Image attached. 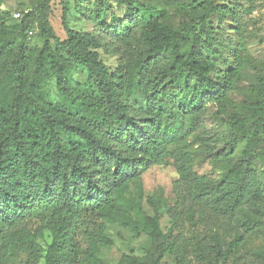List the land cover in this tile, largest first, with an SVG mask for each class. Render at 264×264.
Segmentation results:
<instances>
[{"label": "trees", "instance_id": "16d2710c", "mask_svg": "<svg viewBox=\"0 0 264 264\" xmlns=\"http://www.w3.org/2000/svg\"><path fill=\"white\" fill-rule=\"evenodd\" d=\"M171 2L179 6L181 22L175 27L143 15L141 47L128 74L119 68L109 70L100 59V44L93 35L67 30L66 40L59 41L46 23L41 25L43 45L30 55L23 46L4 42L13 35L11 29L19 31L22 26L4 28L0 17V62L8 54L14 59L12 71L0 76L3 249L25 253L28 264L41 260L43 264H102L100 248L114 245L106 235V223L125 227L134 236L146 233L160 244L163 236L157 216H147L137 200L129 201L124 194L129 178L167 164L171 154L165 136L176 140V133L184 129L203 97L216 92L218 85L209 77L213 65L202 56L200 45H211L208 17L226 9L209 1L205 12L197 16L186 2ZM33 34L28 31L29 36ZM186 45L189 52L184 55ZM77 67L88 73L102 100L101 112L88 104V114L74 117L39 99L45 82L55 78L59 95L77 103V93L66 78ZM184 75L194 80V86L186 87L190 97L181 98L176 90ZM132 87L142 93L150 111L143 126L135 124L128 110ZM230 128L240 139L250 141L249 132L236 117L231 118ZM253 129L251 138L264 135L263 122ZM174 166L178 176L189 183L190 199L212 217H229L243 204L252 203L255 195L264 198V186L255 190L251 172L228 168L215 184L192 174L191 160L182 164L175 160ZM32 221L39 223L33 230L29 228ZM244 225L250 231V222ZM212 249L218 263L217 240ZM229 249L233 251L234 243ZM160 259L158 255L149 264H159ZM121 264L147 262L123 256Z\"/></svg>", "mask_w": 264, "mask_h": 264}, {"label": "rangeland", "instance_id": "374dc122", "mask_svg": "<svg viewBox=\"0 0 264 264\" xmlns=\"http://www.w3.org/2000/svg\"><path fill=\"white\" fill-rule=\"evenodd\" d=\"M181 1L197 16L205 12L209 1L226 8L208 17L211 45H200L202 56L213 65L209 77L218 88L203 97L199 108L187 117L184 129L176 133L186 135L184 139L165 136L171 154L167 164L129 178L124 197L137 200L147 216H157L163 236L160 244L146 233L134 236L125 227L106 223V235L114 245L101 247L99 259L102 264H121L122 257L129 256L143 258L149 264L160 255L159 264H264V198L255 195L252 203L243 204L229 217H212L203 205L190 199L189 183L178 176L174 166L175 160L179 164L191 160L192 174L215 184L228 168L251 172L255 190L263 189L264 135L251 136L254 124L264 123V0ZM178 12L179 6L171 0H0L4 28L22 26L19 31L11 29L13 35L5 38V43L13 41L33 55L43 45L44 23L59 41L66 40L67 30L91 34L99 41L102 62L110 71L119 68L123 74L129 73L138 58L143 15L176 27L181 22ZM29 30H33V36L28 35ZM195 30L200 38L205 37L199 26ZM188 52L186 45L182 54ZM13 62L10 54L2 57L1 77L12 71ZM66 78L77 93V103L59 95L55 78L43 85L41 102L74 117L88 114V104L101 112L102 100L85 69L74 68ZM227 83L230 86L226 87ZM190 86H194V80L184 75L176 90L178 97H190L186 89ZM127 101L135 124L143 126L150 111L142 93L132 87ZM233 117L249 132V142L231 130ZM121 141L126 143V139ZM245 222H250V231ZM38 226L37 221L29 224L32 230ZM216 240L218 263L212 249ZM231 243L233 251L229 249ZM0 264H28V259L25 253L0 246Z\"/></svg>", "mask_w": 264, "mask_h": 264}, {"label": "built area", "instance_id": "2783aa9c", "mask_svg": "<svg viewBox=\"0 0 264 264\" xmlns=\"http://www.w3.org/2000/svg\"><path fill=\"white\" fill-rule=\"evenodd\" d=\"M19 15H17V17H18ZM29 35H31V33H29Z\"/></svg>", "mask_w": 264, "mask_h": 264}]
</instances>
